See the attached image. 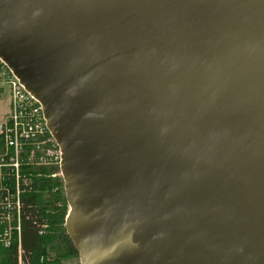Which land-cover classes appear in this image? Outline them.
<instances>
[{"label":"water","instance_id":"water-1","mask_svg":"<svg viewBox=\"0 0 264 264\" xmlns=\"http://www.w3.org/2000/svg\"><path fill=\"white\" fill-rule=\"evenodd\" d=\"M0 59L80 264H264V0H0Z\"/></svg>","mask_w":264,"mask_h":264},{"label":"built area","instance_id":"built-area-1","mask_svg":"<svg viewBox=\"0 0 264 264\" xmlns=\"http://www.w3.org/2000/svg\"><path fill=\"white\" fill-rule=\"evenodd\" d=\"M0 104L2 109L7 107L0 116V244L11 246L17 231L20 253V197L26 185L23 168L59 167L61 153L46 127L40 103L1 59ZM8 178L12 179L10 185Z\"/></svg>","mask_w":264,"mask_h":264},{"label":"trees","instance_id":"trees-1","mask_svg":"<svg viewBox=\"0 0 264 264\" xmlns=\"http://www.w3.org/2000/svg\"><path fill=\"white\" fill-rule=\"evenodd\" d=\"M43 169L23 168L26 185L20 197V258L23 264H69L78 255L65 232L67 205L62 181L45 175ZM7 183L10 185L12 179ZM43 227L47 229L40 235ZM17 246L0 245V264L18 263Z\"/></svg>","mask_w":264,"mask_h":264},{"label":"rangeland","instance_id":"rangeland-1","mask_svg":"<svg viewBox=\"0 0 264 264\" xmlns=\"http://www.w3.org/2000/svg\"><path fill=\"white\" fill-rule=\"evenodd\" d=\"M4 99V98H3ZM5 100V99H4ZM6 107V106H5ZM3 108V106L0 104V116H2L3 115V111L5 112L6 110H7V107H6V110L5 109H2ZM45 172H44V174L45 175H49V174H51L52 172L53 173H55L56 175L54 176V177H56V178H60L61 179V181H62V178H61V174H60V171H59V167L58 166H54V167H51V168H47V167H45V169H43ZM42 170V171H43ZM50 177V176H49ZM62 189H63V182H62ZM63 192H64V190H63ZM64 197H65V195H64ZM66 205H67V203H66ZM67 211H68V205H67V210H66V213H65V217H66V214H67ZM65 217H64V220H65ZM48 227V226H47ZM47 227H43V229H41L42 231H40V235H43V234H45V230L47 229ZM13 235H14V237L16 236V239L14 240V243H18V239H17V231H14V233H13ZM2 247H4V248H9V247H6L5 245H2V244H0ZM20 254H22L21 252L20 253H18V255H20ZM17 264H23V262H22V260L20 259L19 260V256H18V263ZM69 264H80L79 263V259L78 258H74L72 261H71V263H69Z\"/></svg>","mask_w":264,"mask_h":264}]
</instances>
